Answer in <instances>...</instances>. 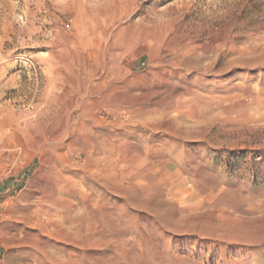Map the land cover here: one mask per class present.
<instances>
[{"label":"rangeland","instance_id":"374dc122","mask_svg":"<svg viewBox=\"0 0 264 264\" xmlns=\"http://www.w3.org/2000/svg\"><path fill=\"white\" fill-rule=\"evenodd\" d=\"M0 264H264V0H0Z\"/></svg>","mask_w":264,"mask_h":264},{"label":"bare ground","instance_id":"6f19581e","mask_svg":"<svg viewBox=\"0 0 264 264\" xmlns=\"http://www.w3.org/2000/svg\"><path fill=\"white\" fill-rule=\"evenodd\" d=\"M62 125V124H61Z\"/></svg>","mask_w":264,"mask_h":264}]
</instances>
